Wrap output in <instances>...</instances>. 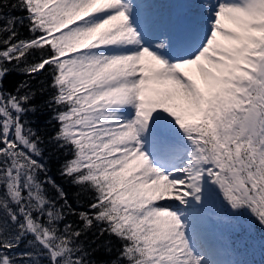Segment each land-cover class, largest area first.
<instances>
[{
    "label": "snow or ice",
    "instance_id": "1",
    "mask_svg": "<svg viewBox=\"0 0 264 264\" xmlns=\"http://www.w3.org/2000/svg\"><path fill=\"white\" fill-rule=\"evenodd\" d=\"M8 6L0 264H244L224 236L264 228V0Z\"/></svg>",
    "mask_w": 264,
    "mask_h": 264
},
{
    "label": "trees",
    "instance_id": "2",
    "mask_svg": "<svg viewBox=\"0 0 264 264\" xmlns=\"http://www.w3.org/2000/svg\"><path fill=\"white\" fill-rule=\"evenodd\" d=\"M5 2L9 5L8 7L4 8L3 11L6 15H13V16H20L23 15L19 10H14L11 8L12 3H16V0H5ZM20 33L22 36L26 37L28 36L27 29L24 27H21L19 29ZM23 79L22 76L13 74L11 75L6 81V85L11 87V85L15 84L16 82L20 81ZM43 79V78H40ZM33 119L40 125V128L42 131L46 130L45 125H47V120H48V114L43 113V114H38V117H33ZM50 130V127L47 129ZM62 159V156L58 153L55 152L49 147L46 150V155H45V160L48 163V166L50 168V174L55 176L59 182H61L66 190L68 191L70 201H72L75 205H80L83 206L86 204V201L88 199V196L86 194L81 195V199L77 201V193L80 192V189L69 185L67 181H60L59 180V174H58V167H59V161ZM69 219L75 220V217H70ZM242 219L245 220V223L248 225H251L254 222V218L251 216L250 213L248 212H243L242 213ZM95 231V230H93ZM251 235L253 239L248 240L247 236L241 237L240 234L233 233L230 236H228V243H234L240 248L245 247V243L250 244L251 247H249L246 252L242 253V255L239 257L242 261H244V264L249 263V264H264V228H260V226L257 224L255 228L250 229ZM106 237H101V240H104ZM93 239L92 234L89 233L88 235V240L90 241ZM87 243V241H86ZM95 247V245H93ZM107 258V254L104 252L99 253V259H98V264H104L105 260Z\"/></svg>",
    "mask_w": 264,
    "mask_h": 264
},
{
    "label": "rangeland",
    "instance_id": "3",
    "mask_svg": "<svg viewBox=\"0 0 264 264\" xmlns=\"http://www.w3.org/2000/svg\"><path fill=\"white\" fill-rule=\"evenodd\" d=\"M243 222H245V220H243ZM224 243H228V236H227V234H225V236H224ZM246 264H249V263H246Z\"/></svg>",
    "mask_w": 264,
    "mask_h": 264
}]
</instances>
